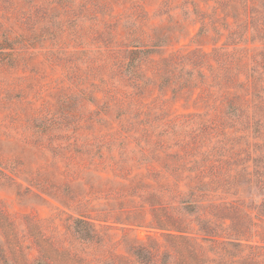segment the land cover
Listing matches in <instances>:
<instances>
[{"label":"rangeland","instance_id":"rangeland-1","mask_svg":"<svg viewBox=\"0 0 264 264\" xmlns=\"http://www.w3.org/2000/svg\"><path fill=\"white\" fill-rule=\"evenodd\" d=\"M227 5L0 0V264H143L140 246L152 264H264V119L256 132L249 114L230 118L215 77L121 69L133 43H158L155 61L261 50ZM201 184L186 213L175 189ZM78 219L93 230L77 234Z\"/></svg>","mask_w":264,"mask_h":264},{"label":"trees","instance_id":"trees-1","mask_svg":"<svg viewBox=\"0 0 264 264\" xmlns=\"http://www.w3.org/2000/svg\"><path fill=\"white\" fill-rule=\"evenodd\" d=\"M227 4L226 13L228 14L226 16L233 20L232 23L229 22V26L240 28V25H244L247 27V39L253 37V31L260 33L262 35L260 37L262 42L261 50L257 48L253 53H250L246 48H235L230 51V55L227 54L226 56L218 51L208 53L195 50L188 54L179 52L170 57L155 61V55L159 54L158 50L160 45L158 43L151 46L133 43V45L128 46L123 52L124 64L121 69L125 74L136 78V76L140 77V72L143 67L147 66L146 64L153 63L157 68V74H160V78L167 79L166 75L173 74L176 70H180V72L187 70L188 76L194 75L202 80L204 79L203 84L205 86H207L206 83L209 79L215 81V77L220 81L221 87L219 91H217V94L225 99L224 103L227 107L226 114L230 118L237 120L245 116V114H249L246 117L249 123L248 127L257 132L258 127L256 126H259L261 124V119H264V116L261 115L264 113V0H227ZM239 17H241L240 20ZM253 21L258 22L257 30L253 27L255 24ZM238 22L239 24H237ZM203 34L204 30H200L198 37L201 38ZM237 34L235 30L231 29L229 38ZM249 44L252 45L253 42ZM0 46H2V44ZM6 50H12V47L6 48ZM246 53L247 57L245 56ZM248 53H250V55H248ZM211 57H213V59ZM220 58L222 61H220ZM116 62L118 61L116 60ZM253 63L258 64V68L250 67ZM200 69L202 70L200 71ZM204 70L210 71L213 77L208 76ZM167 82H169V79H167ZM196 82V80H193L190 86L192 87ZM173 84L177 86L176 88L180 87L179 82ZM181 87H183V83ZM188 88L189 87L186 89ZM195 88L198 87H194V89ZM201 88H204L201 92L202 94L206 93L210 99L213 97L214 94L210 93L212 87ZM173 92L175 93L177 90H173ZM260 94H263V97ZM131 102H136V100L132 97L127 99V108L130 106ZM104 110H106V108H104ZM197 179L199 181V176L196 180ZM206 185L201 184L193 188L188 187L187 191H180V188L175 189V194L178 193L180 197L178 203L186 213L191 214L196 211V201L192 199L196 195L202 194L205 191L204 188ZM182 197L186 199H181ZM251 212L252 211H250V213ZM253 212H255L257 216L261 215L257 211ZM75 224L77 226L76 232L79 235L81 234V226H87L90 231L93 230L91 224L84 219L76 220ZM256 228L262 229L259 226ZM177 232L179 235H177L175 239H179L184 245H189V247H194L204 253L200 245L185 236V231ZM256 233H258V231H256ZM88 234L89 236L87 238H91L92 234H90V232H88ZM242 236L244 237L245 235ZM171 237L174 238V236ZM153 240V238H149L151 244H157ZM133 255L143 264H152L156 261V256L152 252V247L140 246L133 251ZM165 255L164 258L167 257V254Z\"/></svg>","mask_w":264,"mask_h":264}]
</instances>
